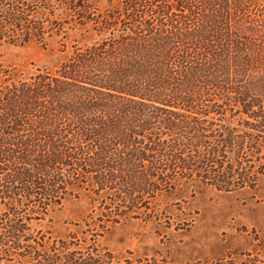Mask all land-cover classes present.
I'll use <instances>...</instances> for the list:
<instances>
[{"label":"rangeland","instance_id":"obj_1","mask_svg":"<svg viewBox=\"0 0 264 264\" xmlns=\"http://www.w3.org/2000/svg\"><path fill=\"white\" fill-rule=\"evenodd\" d=\"M164 2L148 0L147 6L153 3L159 12L151 19L147 12L139 26L163 28L172 12H180L177 0H169L167 8ZM131 4L133 0H38L25 8V19L12 16L9 5L1 8L3 31L13 29L10 37L0 35V138L5 145L16 134L1 128L14 122L15 115H22L26 108L34 113L43 101L55 100L54 96L58 100L51 85L63 93L60 102L62 98L71 102L66 105L71 114H65L67 121L86 126L88 119L95 118L93 113L108 112L122 144L115 157L109 158L116 171H109L110 167L95 171L73 157L52 170L55 194L33 214L24 245L9 242L0 247V264H264V141L261 153H256L249 150L244 135L252 132L264 139V118L258 113L252 116L262 109L260 102L248 105L249 114H237L225 106L226 115L207 101L193 108L156 109L134 103L125 107L107 95L113 91L97 87L102 92L98 99L75 104L83 102L88 90L96 98L91 91L95 86L85 89L55 81L63 74L71 75L72 69L86 73L81 58L94 50H105L109 62L112 55L123 60L131 54L130 45L122 52L111 49L112 42L133 40V26L139 23L133 19ZM38 24L41 29H33ZM115 77L104 71L99 80L121 84ZM103 99L107 100L104 106L90 105ZM231 126L239 130L240 141L232 152L227 147L219 151H227V157H221L224 166L245 174L255 170L258 175L255 185L241 187L238 179L231 180L228 190L217 185L221 181L216 179L215 184L204 177H215L218 161L198 170L197 165L203 157L220 160L213 146L222 138L220 133L230 136L227 128ZM150 139L161 151L156 149L153 158L143 147L147 151L143 171L135 164L144 156L136 141L149 143ZM8 160L15 169L19 159L10 155ZM151 166L167 176L153 182L158 175L151 176ZM184 170L191 176L181 175ZM5 209L0 197V212Z\"/></svg>","mask_w":264,"mask_h":264},{"label":"trees","instance_id":"obj_2","mask_svg":"<svg viewBox=\"0 0 264 264\" xmlns=\"http://www.w3.org/2000/svg\"><path fill=\"white\" fill-rule=\"evenodd\" d=\"M147 1L143 4V0H133L131 4L135 14L133 19L135 23H139L136 27L133 26V40L112 42L115 44L111 49H116L113 51L122 52L127 46H132L131 54L125 55L127 58L121 60L111 54L113 60L109 62L104 56L105 50H94L89 56L81 58V67H87L86 73H74L72 69L71 75L63 74L61 78H56L55 81L59 83H73L80 88L95 86L91 91L96 92V98L89 95L88 90L83 102L75 104H86L91 99H98L102 92L96 88L103 87L111 90L109 92L113 91L107 95L113 101L123 103L125 107L134 103L156 109H167L169 106L193 108L207 101L225 111L223 115L227 113L225 106L237 114H249L248 105L258 101L262 109L253 111L252 116L258 113L255 115L264 118V0H177L179 13L172 12L170 21L163 28L150 24L151 27L145 30L139 26L142 25L140 20L143 17L146 19L147 12L149 19L159 12L152 8L153 3L147 6ZM37 2L38 0H0V12L3 6L9 5L12 16L25 19V8ZM65 2L70 7H76L70 1ZM168 2L169 0H165V8L169 7ZM32 27L37 29L39 24ZM28 29L29 32L32 31V28ZM9 31L13 29L3 31L0 23L2 37H10ZM104 71L114 74L121 84L116 85L111 81L104 84L102 79L99 80ZM51 87L56 92L57 101L56 96L50 103L43 101L34 113L30 111L31 108H26L22 115H15L17 117L14 122H7L1 128V131L16 136L13 139L7 138L12 142L9 145H5V139L0 138V197L6 207L0 212V247L9 242L17 246L24 245L22 241L28 239V223L34 218L33 214L38 213L39 206L47 204V197L56 192L55 174L52 170L59 164H65L73 157L78 164L94 168L95 171L107 167H110L109 171H116L114 161H109V158L115 157V152L122 144L117 141L120 132L115 120H108L109 113H102L100 109L99 113L89 112L95 118L88 119L86 126L82 123H70L65 114H70V107L66 105L71 102L63 98L60 102L63 93L60 95L55 85ZM105 102L107 100L103 99L90 105L101 107ZM75 109L81 110L80 107ZM227 129L230 136L220 133L222 138L218 137L213 146V150L219 155L216 159L220 160L203 157L198 162L197 170L211 161H218L215 177L205 175L206 179L215 181V184L218 183L217 179L221 181L217 185H225L223 187L228 190L231 180L238 179L241 187L255 185L258 175L255 170L245 174L231 165L224 166L225 160H221V157H227V151L222 154L220 152L225 150L224 147L234 151L240 141V133L235 126ZM128 135L132 137L133 131ZM244 135L249 142V150L261 153L264 139L255 137L252 132H245ZM143 140L136 141L144 156H140L135 164L144 171L147 151L143 152V147L151 151L153 158L156 157L153 155L154 151L158 149L160 152L161 148L153 139L149 143ZM124 143L126 144L125 140ZM10 155L19 159L15 169H11L8 163ZM153 163H157V159ZM155 169L157 168L151 166V176L158 175L153 182L162 181L167 174ZM205 171L206 174L210 172L208 169ZM188 173L185 170L182 174L179 172L181 175ZM188 175L191 176V173ZM27 247L33 248L32 244Z\"/></svg>","mask_w":264,"mask_h":264}]
</instances>
